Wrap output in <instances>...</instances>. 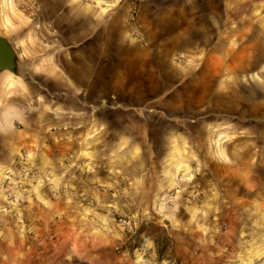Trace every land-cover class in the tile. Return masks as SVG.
Returning <instances> with one entry per match:
<instances>
[{"label":"rangeland","instance_id":"obj_1","mask_svg":"<svg viewBox=\"0 0 264 264\" xmlns=\"http://www.w3.org/2000/svg\"><path fill=\"white\" fill-rule=\"evenodd\" d=\"M179 1L0 0V35L36 85L31 63L59 51L52 34ZM183 1L189 23L143 68V106L69 114L13 163L0 144V264L16 243L55 259L72 246L131 264H264V0ZM129 40L148 44L138 31ZM8 86L0 79V109Z\"/></svg>","mask_w":264,"mask_h":264},{"label":"crops","instance_id":"obj_2","mask_svg":"<svg viewBox=\"0 0 264 264\" xmlns=\"http://www.w3.org/2000/svg\"><path fill=\"white\" fill-rule=\"evenodd\" d=\"M174 4L164 14L156 13L149 18L142 7L134 23L76 20L74 33L60 30L52 34L50 40L59 42V51L45 56L40 64L31 63L35 73H42V78L35 79L36 85L25 82L18 63L20 54L13 47L16 52L14 71L0 72L1 82H11L0 109V144L11 155L10 163L17 158L22 146L36 152L37 145L51 137L52 133L47 130L57 122L66 124L69 114L78 122L89 120V114H93V109L88 111L89 107L98 108L115 99L129 108L143 106V90L147 92L150 88L143 80V68L155 69L159 62L152 50L160 51L156 55H164L163 47L156 48L164 41L169 28L176 26L181 33L180 24L189 23L185 20L188 12L182 5L188 8L192 4L183 0ZM150 9L145 7L146 12ZM195 24L196 20H191L190 25ZM133 31L144 35L148 44L143 46L129 40ZM117 43H120L118 47ZM17 125L20 131L16 130ZM0 162V167L5 165ZM105 242L112 241L107 238ZM12 249L6 260H2L3 264H131L125 257L118 260L115 256L104 257L98 248L81 255L70 246L63 257L56 259L53 253L38 252L34 247L26 252L20 243Z\"/></svg>","mask_w":264,"mask_h":264},{"label":"water","instance_id":"obj_3","mask_svg":"<svg viewBox=\"0 0 264 264\" xmlns=\"http://www.w3.org/2000/svg\"><path fill=\"white\" fill-rule=\"evenodd\" d=\"M16 52L9 40L0 35V72L14 71L16 67Z\"/></svg>","mask_w":264,"mask_h":264}]
</instances>
